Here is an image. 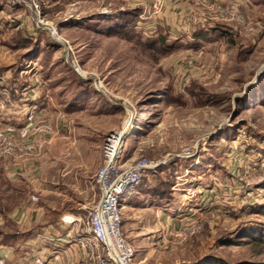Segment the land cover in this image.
I'll list each match as a JSON object with an SVG mask.
<instances>
[{"label":"rangeland","instance_id":"374dc122","mask_svg":"<svg viewBox=\"0 0 264 264\" xmlns=\"http://www.w3.org/2000/svg\"><path fill=\"white\" fill-rule=\"evenodd\" d=\"M5 2L6 160L36 170L17 194L94 204L103 144L125 131L118 167L157 165L121 200L136 263L264 264V0Z\"/></svg>","mask_w":264,"mask_h":264},{"label":"crops","instance_id":"0c3cea01","mask_svg":"<svg viewBox=\"0 0 264 264\" xmlns=\"http://www.w3.org/2000/svg\"><path fill=\"white\" fill-rule=\"evenodd\" d=\"M9 72L0 71V76L9 77L7 83L13 88V107L0 116V134L13 133L17 140V83L10 81ZM34 123L37 121L27 124L31 127ZM25 130L21 129V134ZM23 161L16 158L0 162V264H86L77 241L70 240L78 224H65L62 218L67 214L66 217L82 219L92 204L85 206L76 201L81 207L75 209L67 202L68 206L59 209L50 202L38 205L35 194H17V183L31 186L36 179L35 168Z\"/></svg>","mask_w":264,"mask_h":264},{"label":"built area","instance_id":"2783aa9c","mask_svg":"<svg viewBox=\"0 0 264 264\" xmlns=\"http://www.w3.org/2000/svg\"><path fill=\"white\" fill-rule=\"evenodd\" d=\"M5 3L8 9L17 7V0H6ZM32 4L36 10L37 5L34 2ZM8 80L6 75L0 76V116L13 107L12 88ZM31 95L29 99L26 98L30 104L37 98L36 93ZM123 136L125 131L113 132L106 137L102 147L103 163L95 175L100 198L88 208L85 220L62 218L65 224H78L75 236L70 240L77 241L87 264H138L134 261V250L122 232L121 200L131 198L143 173L154 170L157 165L140 161L124 168L118 167ZM15 142L11 136L0 134V162L19 156Z\"/></svg>","mask_w":264,"mask_h":264},{"label":"trees","instance_id":"16d2710c","mask_svg":"<svg viewBox=\"0 0 264 264\" xmlns=\"http://www.w3.org/2000/svg\"><path fill=\"white\" fill-rule=\"evenodd\" d=\"M40 31H38V33H39ZM264 241V240H263ZM259 246H262V247H264V242H262Z\"/></svg>","mask_w":264,"mask_h":264},{"label":"bare ground","instance_id":"6f19581e","mask_svg":"<svg viewBox=\"0 0 264 264\" xmlns=\"http://www.w3.org/2000/svg\"><path fill=\"white\" fill-rule=\"evenodd\" d=\"M124 200V199H123ZM67 219H70L71 217H66Z\"/></svg>","mask_w":264,"mask_h":264}]
</instances>
